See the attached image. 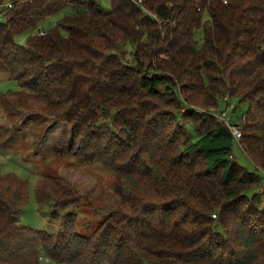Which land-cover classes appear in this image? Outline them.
<instances>
[{
	"label": "trees",
	"instance_id": "1",
	"mask_svg": "<svg viewBox=\"0 0 264 264\" xmlns=\"http://www.w3.org/2000/svg\"><path fill=\"white\" fill-rule=\"evenodd\" d=\"M111 4L0 0V62L20 87L6 103L69 124V153L116 173L122 200L81 234L69 208L82 195L46 177L36 200L60 216L49 233L19 223L29 183L0 172V264H41L43 253L55 264H264L262 191L248 195L264 176V0ZM225 97L248 103L230 121L254 171L216 115ZM185 110L201 113L195 133Z\"/></svg>",
	"mask_w": 264,
	"mask_h": 264
},
{
	"label": "rangeland",
	"instance_id": "2",
	"mask_svg": "<svg viewBox=\"0 0 264 264\" xmlns=\"http://www.w3.org/2000/svg\"><path fill=\"white\" fill-rule=\"evenodd\" d=\"M97 1L105 9L112 7L111 0ZM70 10L71 7H68L48 17L36 29H28L15 36V41L25 44L32 31L44 34ZM19 89V83L0 62V172L16 175L29 183L28 202L19 213V223L49 233H56L60 229V216L53 217L52 208L39 204L35 193L36 186L43 179L57 177L68 181L82 195L81 204L69 209L77 213L75 230L81 234L89 233L106 220L115 208L122 206L118 177L100 162H90L69 153L71 127L66 122L35 110L8 106L4 94ZM247 108V102L239 103L236 98L225 97L217 111H226L228 120L234 118V121L241 123ZM200 114L188 111L183 116L184 121L190 123L188 130L191 133H195L193 123L201 120ZM197 126H200L199 122ZM233 154L240 164L250 171L255 170V165L237 140L233 145ZM261 191L264 202V176L261 188L249 191L248 195ZM40 260L41 264H55L46 253L40 256Z\"/></svg>",
	"mask_w": 264,
	"mask_h": 264
},
{
	"label": "built area",
	"instance_id": "3",
	"mask_svg": "<svg viewBox=\"0 0 264 264\" xmlns=\"http://www.w3.org/2000/svg\"><path fill=\"white\" fill-rule=\"evenodd\" d=\"M6 6H11V2H6L5 4ZM3 18V14L2 12H0V19ZM231 107V106H230ZM226 111H222V112H218L216 113V115L223 121H225L228 125H229V128L232 132V134L234 135V138L236 140H240L241 137H242V130L240 129V127L236 124H233L231 123L230 120L227 119V116H226Z\"/></svg>",
	"mask_w": 264,
	"mask_h": 264
}]
</instances>
